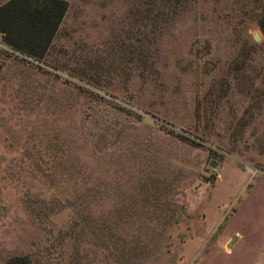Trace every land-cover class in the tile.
Masks as SVG:
<instances>
[{
	"label": "rangeland",
	"instance_id": "rangeland-1",
	"mask_svg": "<svg viewBox=\"0 0 264 264\" xmlns=\"http://www.w3.org/2000/svg\"><path fill=\"white\" fill-rule=\"evenodd\" d=\"M66 1L0 32V264H264V0Z\"/></svg>",
	"mask_w": 264,
	"mask_h": 264
},
{
	"label": "trees",
	"instance_id": "trees-1",
	"mask_svg": "<svg viewBox=\"0 0 264 264\" xmlns=\"http://www.w3.org/2000/svg\"><path fill=\"white\" fill-rule=\"evenodd\" d=\"M66 0H9L0 7V32L10 48L36 59L49 52L68 12ZM264 30V23L262 27ZM28 264L16 258L9 264Z\"/></svg>",
	"mask_w": 264,
	"mask_h": 264
},
{
	"label": "water",
	"instance_id": "water-1",
	"mask_svg": "<svg viewBox=\"0 0 264 264\" xmlns=\"http://www.w3.org/2000/svg\"><path fill=\"white\" fill-rule=\"evenodd\" d=\"M256 40H257V38H256ZM215 166V165H214ZM236 240V238H234L233 239V241L229 244V247H232V245H233V242Z\"/></svg>",
	"mask_w": 264,
	"mask_h": 264
},
{
	"label": "built area",
	"instance_id": "built-area-1",
	"mask_svg": "<svg viewBox=\"0 0 264 264\" xmlns=\"http://www.w3.org/2000/svg\"><path fill=\"white\" fill-rule=\"evenodd\" d=\"M26 59L32 60V59H30V58H27V57H26Z\"/></svg>",
	"mask_w": 264,
	"mask_h": 264
}]
</instances>
